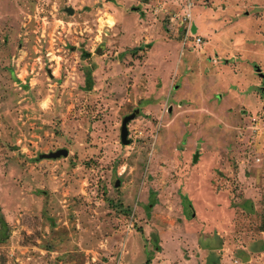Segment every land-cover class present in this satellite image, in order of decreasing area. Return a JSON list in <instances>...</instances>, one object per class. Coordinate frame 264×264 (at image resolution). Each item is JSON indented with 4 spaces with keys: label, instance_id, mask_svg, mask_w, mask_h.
<instances>
[{
    "label": "rangeland",
    "instance_id": "rangeland-1",
    "mask_svg": "<svg viewBox=\"0 0 264 264\" xmlns=\"http://www.w3.org/2000/svg\"><path fill=\"white\" fill-rule=\"evenodd\" d=\"M253 68L264 0H0V264H264Z\"/></svg>",
    "mask_w": 264,
    "mask_h": 264
},
{
    "label": "water",
    "instance_id": "water-1",
    "mask_svg": "<svg viewBox=\"0 0 264 264\" xmlns=\"http://www.w3.org/2000/svg\"><path fill=\"white\" fill-rule=\"evenodd\" d=\"M70 10H71L70 8H67L68 12H70ZM195 31H196L195 25H192L191 26V32L195 33ZM82 56H84V55H82ZM256 71L259 72V68H256ZM260 76L264 79V74L260 73ZM134 116H135V114H131V115L125 116L122 119L121 128H120V141L124 145L129 144L127 124L131 119H133ZM67 155H68V150L65 148H60V149H57V150L49 152V153L41 154L39 157L44 158V159L45 158L58 159L60 157H66ZM197 158H198V152L194 155V161H196ZM119 185H120V181L116 180L114 183V187H118Z\"/></svg>",
    "mask_w": 264,
    "mask_h": 264
},
{
    "label": "built area",
    "instance_id": "built-area-1",
    "mask_svg": "<svg viewBox=\"0 0 264 264\" xmlns=\"http://www.w3.org/2000/svg\"><path fill=\"white\" fill-rule=\"evenodd\" d=\"M191 25H192V20H191V15H190V5L188 4L183 17L181 18V20H179V26L182 27L183 32H185L184 33L185 36L192 33ZM194 41L196 44H200L201 38L195 36Z\"/></svg>",
    "mask_w": 264,
    "mask_h": 264
},
{
    "label": "trees",
    "instance_id": "trees-1",
    "mask_svg": "<svg viewBox=\"0 0 264 264\" xmlns=\"http://www.w3.org/2000/svg\"><path fill=\"white\" fill-rule=\"evenodd\" d=\"M88 78H89V80H91L90 77H88ZM259 221H260V223H259V226H258V230L261 231V232H264V209H263V211L261 213Z\"/></svg>",
    "mask_w": 264,
    "mask_h": 264
},
{
    "label": "crops",
    "instance_id": "crops-1",
    "mask_svg": "<svg viewBox=\"0 0 264 264\" xmlns=\"http://www.w3.org/2000/svg\"><path fill=\"white\" fill-rule=\"evenodd\" d=\"M178 25H179V24H178ZM192 25H195V24L192 23ZM192 25H191V26H192ZM195 29H196V31H197V27H196V26H195ZM196 31H195V32H196ZM253 69H254L255 72H257V71H256V68H253ZM259 72H260L261 74H264V73L261 72V69H260V68H259ZM259 77L262 78V77L260 76V74H259ZM260 232H261V231H260ZM261 233H264V232H261ZM263 242H264V241H263ZM263 244H264V243H263ZM198 248H199V247H198ZM199 249H200V248H199ZM200 250H203V249H200ZM261 250H262V249H261ZM261 250H259V251H261ZM263 252H264V245H263Z\"/></svg>",
    "mask_w": 264,
    "mask_h": 264
},
{
    "label": "flooded vegetation",
    "instance_id": "flooded-vegetation-1",
    "mask_svg": "<svg viewBox=\"0 0 264 264\" xmlns=\"http://www.w3.org/2000/svg\"><path fill=\"white\" fill-rule=\"evenodd\" d=\"M258 75L260 74L259 72H256ZM262 79V82L264 83V79L263 78H261Z\"/></svg>",
    "mask_w": 264,
    "mask_h": 264
},
{
    "label": "bare ground",
    "instance_id": "bare-ground-1",
    "mask_svg": "<svg viewBox=\"0 0 264 264\" xmlns=\"http://www.w3.org/2000/svg\"><path fill=\"white\" fill-rule=\"evenodd\" d=\"M111 21V19H109Z\"/></svg>",
    "mask_w": 264,
    "mask_h": 264
}]
</instances>
